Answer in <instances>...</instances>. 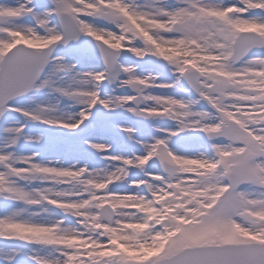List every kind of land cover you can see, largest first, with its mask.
<instances>
[{"label": "snow or ice", "instance_id": "obj_1", "mask_svg": "<svg viewBox=\"0 0 264 264\" xmlns=\"http://www.w3.org/2000/svg\"><path fill=\"white\" fill-rule=\"evenodd\" d=\"M0 264H264V0H0Z\"/></svg>", "mask_w": 264, "mask_h": 264}]
</instances>
